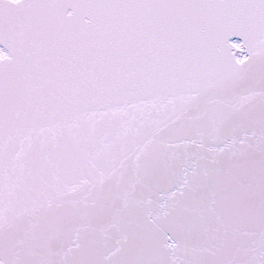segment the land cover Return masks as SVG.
Listing matches in <instances>:
<instances>
[{"label":"snow or ice","instance_id":"1","mask_svg":"<svg viewBox=\"0 0 264 264\" xmlns=\"http://www.w3.org/2000/svg\"><path fill=\"white\" fill-rule=\"evenodd\" d=\"M0 264H264V0H0Z\"/></svg>","mask_w":264,"mask_h":264}]
</instances>
